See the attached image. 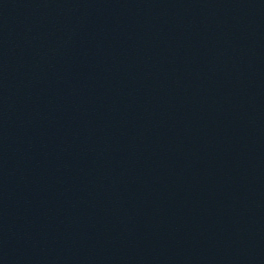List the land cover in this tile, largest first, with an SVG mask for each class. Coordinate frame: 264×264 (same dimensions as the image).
I'll list each match as a JSON object with an SVG mask.
<instances>
[{"label": "water", "instance_id": "1", "mask_svg": "<svg viewBox=\"0 0 264 264\" xmlns=\"http://www.w3.org/2000/svg\"><path fill=\"white\" fill-rule=\"evenodd\" d=\"M0 264H264V0H0Z\"/></svg>", "mask_w": 264, "mask_h": 264}]
</instances>
